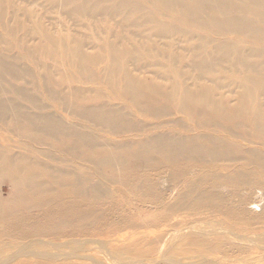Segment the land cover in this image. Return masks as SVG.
Masks as SVG:
<instances>
[{
    "label": "bare ground",
    "instance_id": "1",
    "mask_svg": "<svg viewBox=\"0 0 264 264\" xmlns=\"http://www.w3.org/2000/svg\"><path fill=\"white\" fill-rule=\"evenodd\" d=\"M162 166L209 172L159 218L255 201L226 187L264 184V0H0V264H141L138 232L119 233L137 225L96 180ZM214 228L228 261L246 251ZM159 254L145 264H173Z\"/></svg>",
    "mask_w": 264,
    "mask_h": 264
},
{
    "label": "rangeland",
    "instance_id": "2",
    "mask_svg": "<svg viewBox=\"0 0 264 264\" xmlns=\"http://www.w3.org/2000/svg\"><path fill=\"white\" fill-rule=\"evenodd\" d=\"M174 117L185 119L180 114L165 119L169 120ZM138 119L142 118L138 117ZM145 120L154 121L155 119L145 118ZM108 137L115 140L118 136L109 135ZM218 167L230 172L234 168V166L219 163L218 166H212L211 169H217ZM174 170H177V168L162 166L146 170L137 169L135 171H128L127 176H134V174L137 176V179L130 180L131 185L125 184L121 186L119 181L110 184L107 181L105 182V177L102 180H96L103 182V184L107 185H104V189L112 192V198L108 199V201L115 204L117 209L121 211V215L128 217L133 224L137 225V227H122L119 233L126 234L128 237L132 233L138 232L136 240L146 250L143 252L144 255L141 256L139 263L145 264L147 259L151 257L155 259L158 257V253H165L164 255L167 257L173 254L171 255V258L174 260L173 264H264V184L259 185L257 183L253 187L241 183L235 187L236 183L232 181L227 182L228 186L226 189L228 191L235 188L244 191H250L252 188L255 189V201L252 199L249 202L248 210L245 213L237 212L236 215L219 213L215 216L210 214V211L208 212L207 209L201 208L198 210L177 211L162 219L159 217L168 214L169 206L176 199L186 195L195 196L204 189V186L198 185L197 181L204 178L205 174L209 172L203 168L195 172L192 178H189L187 175H183L184 173L182 175L181 173H172ZM145 179H150L151 181L160 179V181L158 180L160 184L153 182L155 183L154 189L157 192H161L164 198L153 200V197L149 195L150 192L148 194L144 193V191H147V188L143 186ZM192 181L194 183H191ZM212 182L213 179H208L205 186H211ZM9 189L10 186L8 184H0V192L4 196H7ZM39 212L41 211L21 212L16 217H37ZM216 226H219L221 230L231 231L232 241H237L236 243L245 244L246 246V251H233L230 254L231 258L235 259L232 262L228 261L225 258V253L220 251L221 248L225 247L227 240H218L209 234V231H212ZM205 227L207 230L204 229ZM115 228V225H102L101 227L93 228L90 233L99 234L108 230L114 231ZM198 231H203L205 235L203 232L199 235ZM170 240L171 242H169ZM236 243L233 244L236 245ZM99 245V243H94L93 247L96 248ZM92 251L96 252V250ZM89 252L91 253V251ZM21 260L22 258L16 259L17 263L21 262ZM104 261L105 258L101 260L102 264ZM107 261H105L106 264L108 263ZM108 264H112V262L110 263L109 261ZM152 264L159 263L157 260H154Z\"/></svg>",
    "mask_w": 264,
    "mask_h": 264
}]
</instances>
